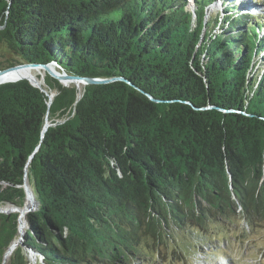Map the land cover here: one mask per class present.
Segmentation results:
<instances>
[{
  "label": "trees",
  "instance_id": "obj_1",
  "mask_svg": "<svg viewBox=\"0 0 264 264\" xmlns=\"http://www.w3.org/2000/svg\"><path fill=\"white\" fill-rule=\"evenodd\" d=\"M215 1L0 0L7 66L135 86L46 75L48 105L26 79L0 84V264H149L175 230L212 223L264 235V128L186 103L264 116V8L243 10L261 0ZM25 172L36 206L5 258Z\"/></svg>",
  "mask_w": 264,
  "mask_h": 264
},
{
  "label": "rangeland",
  "instance_id": "obj_2",
  "mask_svg": "<svg viewBox=\"0 0 264 264\" xmlns=\"http://www.w3.org/2000/svg\"><path fill=\"white\" fill-rule=\"evenodd\" d=\"M220 6L221 1L216 0L207 10H219ZM263 8L264 0H261L257 3L252 2L250 5L246 4L243 10L254 13L253 11H262ZM11 57L9 49L0 42V69L7 67ZM34 208L35 206H32L25 213ZM25 226L26 224L23 225V228ZM241 226H244V223L240 221L236 225V230L240 229ZM236 230H230L227 234L228 231L219 223L210 224L207 233L194 232L190 229H177L172 233L174 239L170 242V249L176 250V254H171L170 249L164 250L162 253L160 250L158 255L161 253V256L157 257L155 250H153V257L149 264H264V256L260 252L264 250V235L260 233L259 235H250V239L242 242L243 236H238ZM18 233L19 237H22L23 231H18ZM21 240H18L19 244ZM176 247L181 248V250L177 252ZM163 255H165L164 259L162 258ZM36 259L34 254H30V261H33V264H36Z\"/></svg>",
  "mask_w": 264,
  "mask_h": 264
},
{
  "label": "water",
  "instance_id": "obj_3",
  "mask_svg": "<svg viewBox=\"0 0 264 264\" xmlns=\"http://www.w3.org/2000/svg\"><path fill=\"white\" fill-rule=\"evenodd\" d=\"M0 28H3V25L0 26ZM19 67H29V68H34V69H41V72H43L44 74V79L45 76L48 75L51 78L57 80L61 85L63 86H68L69 84H73L75 85L77 88H79L82 85H87V84H95V85H101V84H108V83H112L114 81H124L128 84H130L131 86H134L132 83L129 82V80H127L124 77L121 76H113V77H92V76H80V75H75V74H71L65 71L64 68H62L55 60L46 62V63H40V62H17L14 63L12 65H9L5 68H1L0 69V74L6 71H10ZM21 79H26L32 86L37 87L38 89H40V91L44 92L47 97V104L49 105L51 103L52 97L54 96V91H47L46 88H44L45 83L43 82V85L39 86V85H35L33 83L30 82V80H28L27 78L24 77H18L15 79H11V80H6V81H2L0 82V84L5 83V82H14V81H18ZM135 87V86H134ZM137 88V87H136ZM139 91L143 92L142 90H140L139 88H137ZM147 97L153 101V102H161L160 99L154 98L151 95H149L148 93L146 94ZM188 104H190L192 106V108L194 109H211V108H216L218 110H220L222 113L225 114H229V113H237V114H241L245 117H247L253 124H256L258 127L264 128V116L262 115H255L252 113H248L242 110H237V109H225V108H221V107H217L214 105H205L202 107H196L194 105H192L190 102H186ZM49 121H45L44 127H43V131L46 130V128L49 126ZM24 189H25V198L27 197L28 193H27V185H30L28 183V178H27V173L25 172V176H24ZM31 193V198L34 201V206H36V202H35V198L33 195V191H30ZM32 208V207H31ZM30 208H28L27 210H29ZM6 211H14V210H18L20 212L19 215V224H18V231L19 230V226L20 224L25 225L26 224V220L24 217V213L25 211H23L21 208H16L14 209L13 207H8L5 209ZM26 210V211H27ZM22 218L24 219L22 221ZM25 223V224H24ZM26 227V226H25ZM25 233V229L23 230V235ZM22 235V237H23ZM22 237H19L9 246L7 252L5 253L8 254L12 251V249L18 245V240L22 239Z\"/></svg>",
  "mask_w": 264,
  "mask_h": 264
},
{
  "label": "bare ground",
  "instance_id": "obj_4",
  "mask_svg": "<svg viewBox=\"0 0 264 264\" xmlns=\"http://www.w3.org/2000/svg\"><path fill=\"white\" fill-rule=\"evenodd\" d=\"M18 77H24L30 80L31 83L35 85H43L44 82V74L41 72V69H34L29 67H19L10 71H6L0 74V82L15 79ZM29 183V182H28ZM30 184V183H29ZM32 190L30 185H27V197L24 202V206L21 208L23 211H26L28 208H31L34 206V201L31 198L30 191ZM20 230L23 231V224H20ZM9 255L6 254V257ZM33 259V258H32ZM31 264H33V261H31Z\"/></svg>",
  "mask_w": 264,
  "mask_h": 264
}]
</instances>
